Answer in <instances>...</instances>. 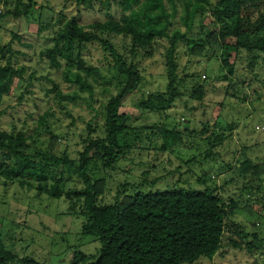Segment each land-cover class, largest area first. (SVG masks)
Masks as SVG:
<instances>
[{"label":"rangeland","instance_id":"obj_1","mask_svg":"<svg viewBox=\"0 0 264 264\" xmlns=\"http://www.w3.org/2000/svg\"><path fill=\"white\" fill-rule=\"evenodd\" d=\"M21 1L23 5L30 3V9L27 14L23 9V15L15 18L8 13L16 11L18 0H0V47L16 52V67H26L28 71L26 78L16 80L11 94L4 98L0 129L14 137L29 138V152L43 153L48 143L57 144L59 152L67 150L76 159L90 127L98 126L97 135L104 136L105 107L119 91L117 72L111 60L107 65L109 62L96 46H88L82 54L87 67L98 68L103 77L94 84L92 98L65 82L62 72L51 71L39 54L53 46L55 37L74 17L86 29L111 19L120 21L124 15L122 0ZM176 3L177 14L171 20L170 33L180 31L194 42L219 27L214 23L212 9L207 8L203 16L197 17L192 32L187 33L182 22V3ZM167 10L172 11L168 3ZM107 39L121 54L131 58L129 41L121 37ZM192 44L181 41L177 45L179 70L175 82L181 96L173 106L163 113L140 112L132 116L130 140L137 147L111 169L98 173L92 167L91 179L101 181L98 202L123 205L137 196L175 189H216L227 205H236L230 221H235L247 235L243 247L253 244L254 251L247 256L229 247L223 257L203 263L264 264V173L260 178L234 177L236 167L245 159L264 171V58L252 71L248 57H238L233 52L230 63L235 69L230 75L222 68L217 48L196 57L190 53ZM169 49L170 41L159 39L151 49L137 53L134 61L141 83L124 106L133 108L150 95L168 93ZM70 74L73 81L75 73ZM55 85L64 95L74 94L79 99L73 103L63 101L62 106L57 104L49 93ZM199 86H205L203 103L197 93ZM158 129L181 133L182 143L167 152L156 151L162 143ZM151 133L158 135L152 137ZM220 134L229 137L222 145L216 141ZM67 188L72 193L82 191L84 184L71 180ZM84 201H70L66 196L55 199L36 190H23L17 184L8 188L0 184V244L17 261L73 264L77 253L97 258L102 249L100 241L82 234L86 223L82 213ZM230 239L231 234L226 232L225 246Z\"/></svg>","mask_w":264,"mask_h":264},{"label":"trees","instance_id":"obj_2","mask_svg":"<svg viewBox=\"0 0 264 264\" xmlns=\"http://www.w3.org/2000/svg\"><path fill=\"white\" fill-rule=\"evenodd\" d=\"M176 1L122 0L124 15L120 21L111 19L91 25L88 29L80 26L74 17L55 37L53 46L39 54L41 62L45 61L51 71L62 72L65 82L81 93H89L92 98L94 84H98L103 77L98 68L87 67L82 54L88 46H96L108 62L111 60L117 72L119 91L105 107L104 136L97 135L98 126L90 127L76 159H72L67 150L59 152L57 144L48 143L42 149L43 153L29 152L32 146L29 138L23 135L14 137L0 129V184L6 188L17 184L23 190H36L55 199L66 196L70 201L85 200L82 213L86 223L82 234L99 240L102 249L97 258L75 254L73 264H204L203 260L210 262L223 257L229 247L245 252L247 256L254 251L253 244L243 247L247 235L235 221H230L236 205L233 202L232 206L227 205L216 189L204 192L175 189L156 195L137 196L123 205H100L98 202L101 181L93 182L91 179L92 167L98 173L111 169L137 147L130 140L131 117L138 116L140 112L163 113L181 96L180 86L177 87L175 82L179 70L176 55L179 42L193 43L190 53L196 57L217 48L221 53L222 68H226L230 75L235 69L230 63L233 52L238 57H248L252 71L264 58V0H179L184 10L182 22L187 27V33L192 32L197 17L203 16L207 8L212 9L214 23L219 25L194 42L180 31L169 32L171 20L177 14ZM167 3L172 8L171 12L167 10ZM23 9L27 14L30 3L23 5L18 0L16 11L9 12L8 16L21 17ZM108 37L129 41L131 58L121 54ZM159 39L170 41L166 64L170 81L168 93L150 95L133 108L124 106L137 93L141 83L134 61L137 53L151 49ZM15 56L16 52L11 48L0 47V120L4 116V98L11 94L15 81L24 80L28 73L26 67H16ZM71 72L75 73L73 81ZM197 90L203 103L205 86H199ZM49 93L61 106L63 101L73 103L79 99L74 94L64 95L56 85ZM158 132L162 143L155 148L156 151L167 152L183 141L182 134L177 131L163 129L160 132L158 129ZM151 134L152 137L158 135ZM227 137L217 135L216 141L222 145ZM263 173L261 167L245 159L236 167L234 177L260 178ZM71 180L84 184V189L72 193L67 188ZM226 232L231 234V239L225 246L223 239ZM0 264L39 263L31 259L17 261L15 255L5 252L0 244Z\"/></svg>","mask_w":264,"mask_h":264}]
</instances>
